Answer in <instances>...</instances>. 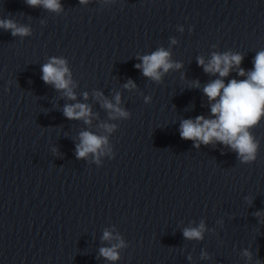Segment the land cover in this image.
I'll return each mask as SVG.
<instances>
[{"label":"clouds","instance_id":"obj_1","mask_svg":"<svg viewBox=\"0 0 264 264\" xmlns=\"http://www.w3.org/2000/svg\"><path fill=\"white\" fill-rule=\"evenodd\" d=\"M88 0H80V3H87ZM31 7L43 6L44 8L59 12L62 10L60 0H26ZM0 28L11 31L13 36H26L30 30L25 26H19L12 19H0ZM175 43V40L172 41ZM142 62L135 65L141 69L143 75L153 80L159 81L163 73L172 68L181 67L170 61V53L163 48L158 49L150 55L139 58ZM243 57L240 54L213 53L211 60L206 64L203 58H198L206 73L219 74V79H215L206 84L203 88L204 94L211 104L213 119H205L203 116L196 117L195 120L185 119L180 125L181 138L192 140L197 148L200 144H210L218 141L226 146H230L243 163H249L256 159L258 142L251 134L250 129L256 126L264 117V51H259L254 58V67L247 73L243 68H239ZM238 69V76L246 79H231L227 84L224 77H227L233 68ZM42 79L47 84H52L57 90H63L64 94L71 100H75V94L70 86L72 84L71 73L67 67V62L62 58H51L42 67ZM199 87V82L195 85ZM125 87H134L129 81ZM87 99V94H85ZM119 95L116 96V105L105 101L103 106L119 116L128 114L118 107ZM64 115L68 119H83L85 123H90L91 109L86 104L76 103L66 105L63 109ZM111 131L112 127L105 125ZM107 144V137L97 136L91 132L80 133V143L76 146L77 158H85L90 153L97 154L103 146ZM256 215H260L257 213ZM205 226L203 223L199 227L186 228L183 235L186 239H202ZM104 240H111L113 236L105 231ZM123 241L112 247L100 249V255L104 258L115 261L119 259L117 249L123 247ZM247 255V253H246Z\"/></svg>","mask_w":264,"mask_h":264}]
</instances>
